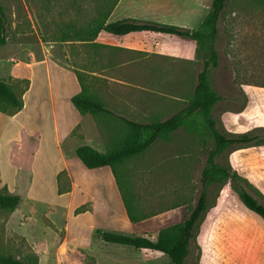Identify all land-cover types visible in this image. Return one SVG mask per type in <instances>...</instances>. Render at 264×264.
<instances>
[{
  "label": "rangeland",
  "instance_id": "obj_1",
  "mask_svg": "<svg viewBox=\"0 0 264 264\" xmlns=\"http://www.w3.org/2000/svg\"><path fill=\"white\" fill-rule=\"evenodd\" d=\"M72 1L80 7L87 0H0L6 37V43L0 46V64L7 71V67L14 64L7 60L8 56L15 57L16 49L21 46L33 47L41 41L52 44L55 57L86 72L88 89L106 105L95 90L94 76L90 73L95 68L94 48L78 45L74 42L76 40L69 44L62 40L68 38V34L72 35L73 27L70 25L75 29L79 27L80 20L76 17ZM161 2L167 8L163 14L164 19L170 21L167 23L182 21L191 28L198 26L211 4V0ZM217 27L215 46L218 63L211 69L210 83L220 99L212 109V115L218 128L225 133L252 131L264 137V0H225ZM110 49H102L99 54H109ZM110 53L122 59L139 57L115 49ZM193 62L195 68L188 69L184 81L183 101L166 111L151 110L144 116L119 115L149 121L155 117L164 118L170 115L169 111L183 107L201 68L200 53H196ZM5 71L0 66V76L5 75ZM89 75L92 77L89 78ZM19 82L18 88L21 89L26 82ZM89 116L87 118L99 136L94 146L103 150L107 131L99 117ZM210 147L212 139L197 116L190 126L182 125L173 130L168 140L157 139L144 152L123 162L121 169L138 211L146 214L131 234L153 238L161 227L180 222L187 216L202 188L200 171ZM219 160L229 163L245 176L256 189L252 193L264 201V143L233 145L224 151ZM207 201L195 236L190 240L185 264H264V221L240 202L228 183L209 185ZM36 204L37 224L34 225H47V219L42 216L47 206ZM7 213V209L0 208V252L24 256L32 249L20 235L5 230L3 219ZM58 213L55 217L60 224L64 212L60 210ZM37 231L36 227L35 234ZM90 253L99 264H173L160 251H141L101 238L92 240Z\"/></svg>",
  "mask_w": 264,
  "mask_h": 264
},
{
  "label": "crops",
  "instance_id": "obj_2",
  "mask_svg": "<svg viewBox=\"0 0 264 264\" xmlns=\"http://www.w3.org/2000/svg\"><path fill=\"white\" fill-rule=\"evenodd\" d=\"M161 1L118 0L107 21L135 18L170 22L164 19L167 8ZM176 24L191 28L182 21ZM64 42L86 45L81 40ZM93 42L95 68L90 73L94 88L116 113L144 116L183 101L188 69L195 68L194 41L145 31L114 34L100 30ZM52 46L42 41L33 47L21 46L15 57L8 56L14 64L7 71L0 64L5 71V77L0 78L17 92H21L19 81L27 80L20 94L21 108L12 114L0 111V189L20 196L3 224L37 254L38 264H83L81 250L99 264L90 253L92 240L100 238L95 229L131 234L140 221L128 219L111 168H88L75 155L81 144L98 150L94 144L99 136L87 118L89 114L79 113L71 103V96L81 86L72 65L55 57ZM102 49H110L109 54H99ZM114 49L139 57L122 59L110 53ZM61 171L70 188L58 193L57 175ZM36 203L47 206L42 215L47 225H34ZM60 210L64 219L59 224L55 216ZM35 226L39 230L36 234Z\"/></svg>",
  "mask_w": 264,
  "mask_h": 264
},
{
  "label": "trees",
  "instance_id": "obj_3",
  "mask_svg": "<svg viewBox=\"0 0 264 264\" xmlns=\"http://www.w3.org/2000/svg\"><path fill=\"white\" fill-rule=\"evenodd\" d=\"M118 0H87L84 6L72 1L79 18V27L73 25L72 35L62 40H81L87 46L93 47L95 36L100 30L114 34H124L133 31H145L176 35L194 41L195 53L201 54V68L196 74V81L190 97L183 107L165 118H153L149 121H137L116 114L103 101L96 98L85 84L86 72L77 65L72 68L80 83L79 92L71 96L73 106L81 114H90L101 119L107 131V141L103 151H98L88 144H81L75 149V155L88 168L108 165L111 168L119 190L128 219L138 222L146 217L138 211L133 194L125 180L121 169L123 162L144 152L155 140H168L172 131L182 125H189L198 116L202 120L206 133L212 139V147L208 148L205 162L200 171V193L188 212L180 222L161 227L152 238L147 235L125 234L116 231L95 229V235L111 243L133 246L136 249L148 248L160 251L168 256L173 264H185L189 252L190 240L195 236V229L200 217L204 214L207 201V187L211 184L228 183L240 202L264 221V201L256 197L252 190L255 187L237 169L229 163L219 160L224 151L233 146L246 143H264V137L246 131L228 134L221 131L212 115V109L220 99V95L212 88L210 72L218 63V53L215 46L218 33V19L224 7L225 0H211V4L202 20L195 28H189L171 23L122 18L107 21V17ZM4 13L0 7V46L6 43L4 34ZM85 73V74H83ZM20 89L22 92L27 87ZM21 92L0 78V111L12 114L22 106ZM58 193L69 190V180L63 172L57 175ZM64 184V186H62ZM20 201L18 194L8 193L0 189V208L12 210ZM75 211H81L76 208ZM83 264L95 263L94 258L81 250ZM0 264H38L37 254L30 251L24 256L0 252Z\"/></svg>",
  "mask_w": 264,
  "mask_h": 264
}]
</instances>
